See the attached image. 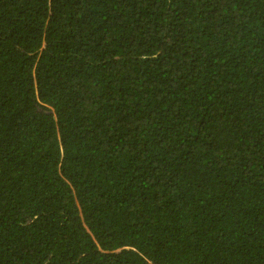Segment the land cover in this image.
I'll use <instances>...</instances> for the list:
<instances>
[{
  "label": "trees",
  "instance_id": "obj_1",
  "mask_svg": "<svg viewBox=\"0 0 264 264\" xmlns=\"http://www.w3.org/2000/svg\"><path fill=\"white\" fill-rule=\"evenodd\" d=\"M0 264H264V0H0Z\"/></svg>",
  "mask_w": 264,
  "mask_h": 264
}]
</instances>
